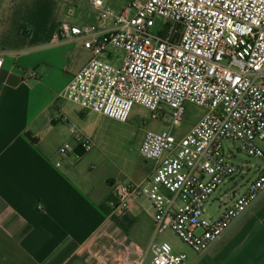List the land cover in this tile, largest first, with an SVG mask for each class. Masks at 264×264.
Returning <instances> with one entry per match:
<instances>
[{"label":"built area","instance_id":"1","mask_svg":"<svg viewBox=\"0 0 264 264\" xmlns=\"http://www.w3.org/2000/svg\"><path fill=\"white\" fill-rule=\"evenodd\" d=\"M91 5L98 24H112L104 30L58 27L52 42L79 39L91 59L57 100L119 123L138 106L153 120L170 118L172 127L182 121L187 104L205 111L181 138L171 129L146 132L139 155L153 163L151 172L138 183L114 184L110 203L122 215L131 201L145 198L154 238L172 231L194 253H204L264 192V0H129L120 13L103 0ZM155 20L162 21L157 31ZM111 48L124 53L120 65L102 59ZM4 55L0 47V70ZM62 122L79 160L94 141L66 118ZM75 148L64 143L58 154ZM234 152L260 161L242 191ZM229 184L234 188L220 191ZM216 192L226 202L219 201L216 216L206 217ZM149 252L151 264H186V255L174 254L165 241H153Z\"/></svg>","mask_w":264,"mask_h":264},{"label":"crops","instance_id":"2","mask_svg":"<svg viewBox=\"0 0 264 264\" xmlns=\"http://www.w3.org/2000/svg\"><path fill=\"white\" fill-rule=\"evenodd\" d=\"M103 1L116 13L129 4ZM91 2L0 0V264H144L156 239L148 200L131 201L122 215L110 207L113 185L142 181L153 163L140 157L144 164L119 171L97 132L78 127L90 112L57 100L91 59L79 39L52 42L58 27L112 24H98ZM62 118L94 141L79 160ZM64 143L74 152L59 155ZM186 257V264H264V192L218 242Z\"/></svg>","mask_w":264,"mask_h":264},{"label":"rangeland","instance_id":"3","mask_svg":"<svg viewBox=\"0 0 264 264\" xmlns=\"http://www.w3.org/2000/svg\"><path fill=\"white\" fill-rule=\"evenodd\" d=\"M155 31L159 28L158 24H161V20H155ZM111 64L120 65L124 53L118 49H110L109 55H107ZM77 109V108H76ZM204 111L191 104L185 105V112L182 121L177 126L172 127V121L170 118L164 120H153L151 113L145 109L135 106L129 116L126 123H119L114 120H110L104 117H98L95 114L90 113L84 121L79 124L81 128L87 134H94L97 132V139L106 153V159L113 162L119 167V171L124 172L129 164H144L137 152L139 144H141L144 134L148 131L161 133L168 132L170 129L173 135L181 137L186 134L203 116ZM172 127V128H171ZM224 147L235 149L236 145L232 142H224ZM261 148H264V144H260ZM235 153L233 162L235 165L242 168L241 178L238 179L239 186L238 191H242L247 181L253 180L256 176V168L260 165V161L254 158L247 157L244 153ZM234 188L232 184L222 186L220 191ZM216 199V200H214ZM214 200V201H213ZM219 201L226 202V199L219 197V192L212 195L210 203L206 209V217L216 216ZM213 202V203H212ZM167 242L173 249L174 254H192L193 251L187 247L183 242L172 232L166 231L162 235L155 239V242ZM152 257L148 254L145 258L144 264H151Z\"/></svg>","mask_w":264,"mask_h":264}]
</instances>
